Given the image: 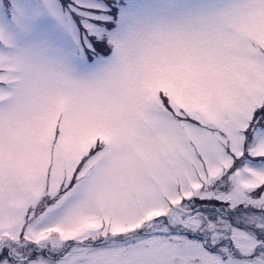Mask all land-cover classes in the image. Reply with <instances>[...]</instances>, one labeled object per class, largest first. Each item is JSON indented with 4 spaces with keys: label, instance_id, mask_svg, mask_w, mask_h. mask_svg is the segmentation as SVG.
Returning a JSON list of instances; mask_svg holds the SVG:
<instances>
[{
    "label": "snow or ice",
    "instance_id": "obj_1",
    "mask_svg": "<svg viewBox=\"0 0 264 264\" xmlns=\"http://www.w3.org/2000/svg\"><path fill=\"white\" fill-rule=\"evenodd\" d=\"M0 264H264V0H0Z\"/></svg>",
    "mask_w": 264,
    "mask_h": 264
}]
</instances>
